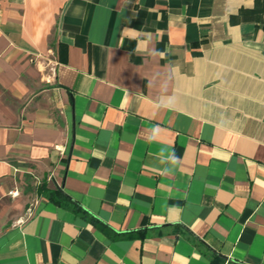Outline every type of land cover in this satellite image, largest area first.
Masks as SVG:
<instances>
[{
    "label": "crops",
    "instance_id": "obj_1",
    "mask_svg": "<svg viewBox=\"0 0 264 264\" xmlns=\"http://www.w3.org/2000/svg\"><path fill=\"white\" fill-rule=\"evenodd\" d=\"M0 264H264V0H0Z\"/></svg>",
    "mask_w": 264,
    "mask_h": 264
},
{
    "label": "trees",
    "instance_id": "obj_2",
    "mask_svg": "<svg viewBox=\"0 0 264 264\" xmlns=\"http://www.w3.org/2000/svg\"><path fill=\"white\" fill-rule=\"evenodd\" d=\"M41 191V190H40ZM44 196L51 202L55 203L56 205L70 210L74 214L95 221L98 220L92 216L87 210H85L80 204H78L75 200H73L70 196H68L65 192H63L59 187L50 190H44L42 192ZM99 226L103 228L106 232H110V229L99 222ZM131 235V234H130Z\"/></svg>",
    "mask_w": 264,
    "mask_h": 264
},
{
    "label": "rangeland",
    "instance_id": "obj_3",
    "mask_svg": "<svg viewBox=\"0 0 264 264\" xmlns=\"http://www.w3.org/2000/svg\"><path fill=\"white\" fill-rule=\"evenodd\" d=\"M30 64L32 68H36L39 71L41 76L43 75L45 77V81H48L47 73H51L53 71V65L50 62V58H35L30 61Z\"/></svg>",
    "mask_w": 264,
    "mask_h": 264
}]
</instances>
